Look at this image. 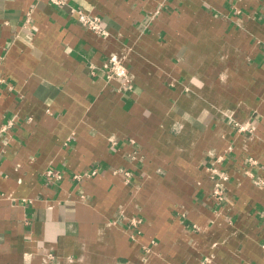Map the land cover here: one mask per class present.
<instances>
[{"label":"crops","instance_id":"0c3cea01","mask_svg":"<svg viewBox=\"0 0 264 264\" xmlns=\"http://www.w3.org/2000/svg\"><path fill=\"white\" fill-rule=\"evenodd\" d=\"M10 119L0 264H264V0H0Z\"/></svg>","mask_w":264,"mask_h":264},{"label":"built area","instance_id":"2783aa9c","mask_svg":"<svg viewBox=\"0 0 264 264\" xmlns=\"http://www.w3.org/2000/svg\"><path fill=\"white\" fill-rule=\"evenodd\" d=\"M51 4L55 6H62L68 3V0H48ZM71 13L75 15L81 25L94 31L100 35H108V29L103 25V20L99 15L91 14L80 7L71 6ZM102 70L107 75L108 79H121L124 85H127L131 81V73L127 65L120 60L114 58H109L105 60L102 64ZM15 121L10 119L6 123H3L0 128V132L5 134L7 133L10 126L14 125ZM240 131H244L247 127L236 122ZM223 158V157H222ZM48 176L60 177L61 174L55 172L53 169L47 171ZM214 194L217 197H221L222 191L218 187L215 189Z\"/></svg>","mask_w":264,"mask_h":264}]
</instances>
